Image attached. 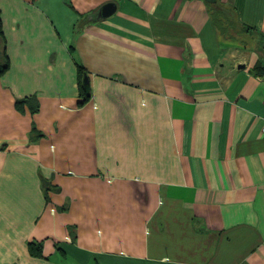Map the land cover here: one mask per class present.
<instances>
[{"label":"crops","instance_id":"0c3cea01","mask_svg":"<svg viewBox=\"0 0 264 264\" xmlns=\"http://www.w3.org/2000/svg\"><path fill=\"white\" fill-rule=\"evenodd\" d=\"M217 2L249 47L206 0H0V264H264V0Z\"/></svg>","mask_w":264,"mask_h":264},{"label":"trees","instance_id":"16d2710c","mask_svg":"<svg viewBox=\"0 0 264 264\" xmlns=\"http://www.w3.org/2000/svg\"><path fill=\"white\" fill-rule=\"evenodd\" d=\"M207 3V13L211 18L215 28L219 36L223 40H227L229 42H233L238 44L237 34L239 32H250L249 27L242 26L236 18L235 10L231 5H225L222 3L206 1ZM9 67L8 57L5 52V38L2 32V26L0 21V75H2ZM254 71H263V68L259 65H255L253 67ZM83 83V80H82ZM82 89L85 93V96L88 97V89L82 86ZM27 98L17 99L15 101V106L20 107L24 102H26ZM34 129L32 130L33 134ZM29 253L35 256L40 255L39 246L34 245L33 243L28 244Z\"/></svg>","mask_w":264,"mask_h":264},{"label":"water","instance_id":"95a60500","mask_svg":"<svg viewBox=\"0 0 264 264\" xmlns=\"http://www.w3.org/2000/svg\"><path fill=\"white\" fill-rule=\"evenodd\" d=\"M206 1L214 2L215 0H206ZM113 10H114V5L106 4L99 10L98 16H107ZM243 67H244V65L241 63L237 65V68H243ZM83 86H84V88L86 87V89H88V77L86 74L83 75Z\"/></svg>","mask_w":264,"mask_h":264},{"label":"rangeland","instance_id":"374dc122","mask_svg":"<svg viewBox=\"0 0 264 264\" xmlns=\"http://www.w3.org/2000/svg\"><path fill=\"white\" fill-rule=\"evenodd\" d=\"M250 35H252L250 32H239L236 36L238 39V44L244 48L249 47V38L251 37Z\"/></svg>","mask_w":264,"mask_h":264}]
</instances>
